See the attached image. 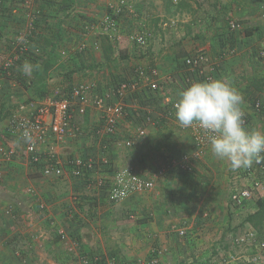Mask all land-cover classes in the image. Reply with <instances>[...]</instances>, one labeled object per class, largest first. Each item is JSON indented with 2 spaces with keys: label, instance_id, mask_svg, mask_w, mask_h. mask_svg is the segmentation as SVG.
<instances>
[{
  "label": "crops",
  "instance_id": "crops-1",
  "mask_svg": "<svg viewBox=\"0 0 264 264\" xmlns=\"http://www.w3.org/2000/svg\"><path fill=\"white\" fill-rule=\"evenodd\" d=\"M137 2L132 1L130 4L136 6ZM113 3L117 2L34 0L35 7L43 9L47 17L39 25L43 41L35 42L29 51L32 52L37 47L41 51L28 54L12 75L11 71L2 70L3 62L7 53L16 47L15 35L25 26L26 11L23 8H13L11 14L2 16L0 150L16 151L1 166L2 264H81L80 251L70 250L69 238L63 239L58 235L49 223L50 217L65 228L69 236L79 238L81 252L114 256L118 264L147 259L152 256L154 249L163 251L159 264H188L194 258L205 261V264L212 261L213 244L203 245V241H190L189 229L186 237L179 236L178 230L187 219L194 223H189L194 228H197V224L203 227L202 234H206V240L214 233L223 235L228 228L235 233L241 229L232 213L235 210L230 208L231 195L234 191L250 186V169L253 166L233 171L228 163L212 155L209 146L201 159L194 162L195 169L192 173L182 172L175 167L168 168L163 175H159L158 171L169 163V159H180L184 153L193 150L189 129L180 126L176 116L173 117L175 111L170 115L167 113L172 108L169 101L178 100L182 88L191 85L187 79L190 78L192 83L199 81L195 72L183 64L184 58L196 50H203L213 61H218L216 79L227 78L243 94L244 103L241 107L250 119L245 127L249 131L264 132V117L256 113L252 104L254 95L258 93L264 96V89L260 88L264 81V57L258 55L259 50L264 47V0H222L217 8L209 11V18H203L199 30L190 33L191 36L184 34L181 41L155 36L153 40H149L147 47H141L133 41H124L126 32L122 29L129 16L133 17L130 11H125L120 17L121 38L115 42L92 27L91 22L111 11L110 5ZM63 5L71 13L69 17H64ZM63 18L66 22L62 26L65 35L59 42L60 59L50 65L45 80L37 87L36 84H31L36 71L32 77H27L20 68L25 61L42 67L46 60H38V56L50 49L47 40H51L52 31L59 27V20ZM230 19L241 21L245 28L229 33ZM80 41L87 42L83 51L77 48ZM106 45L113 47L110 58H106ZM229 45L235 47L236 52L224 55V49ZM142 65L159 70L160 89L152 91L142 83L137 92L129 94L125 100L129 114L122 119L120 125L127 129L134 122L138 124L147 112L158 117L159 123L149 126L153 137L148 147L138 145L135 146L134 153L129 151L126 154L120 148L117 151L113 142L108 143V146L111 145L110 155L115 168L124 164L134 167L138 174L146 178L156 176L152 191L135 193L122 202L113 203L108 198L107 187L93 184L90 181L93 177L88 180L74 178L68 168L63 178L45 175V164H31L18 137L19 141L9 140L15 137L8 129L11 114L21 112L29 102H39L44 97L37 95L40 88L45 86L47 92L52 94L58 89H69L78 82L87 81L95 83L98 92H104L121 79L135 78L137 67ZM31 95L35 98L28 99ZM75 118L88 132L102 122L100 111L93 105L83 107L76 104ZM160 119L164 122H160ZM91 134L68 137L61 145L64 159L74 156L97 157L101 146L107 142L105 138L93 136V132ZM108 168L93 174L103 176L109 183L114 170ZM30 189L33 193L29 192ZM40 201L45 203L47 211L41 208ZM204 208L210 209L212 222L207 221L210 218L202 219ZM10 209L11 214L7 212ZM71 210L76 211L75 219ZM261 229L264 237V223ZM210 230L211 233L208 232Z\"/></svg>",
  "mask_w": 264,
  "mask_h": 264
},
{
  "label": "built area",
  "instance_id": "built-area-1",
  "mask_svg": "<svg viewBox=\"0 0 264 264\" xmlns=\"http://www.w3.org/2000/svg\"><path fill=\"white\" fill-rule=\"evenodd\" d=\"M23 8L25 9V26L20 28L15 35V49L7 53L4 59L3 68L9 69L15 65L22 57H25L29 49L35 44L36 38L42 34L39 29L40 21L44 18L39 8L35 7L34 0H0V23L2 16L8 11ZM111 11L107 12L96 21H92V27L99 30L100 33L108 35L115 42L119 38L120 17L124 11L133 12V6L126 0H119L117 3L110 5ZM245 28L239 20L230 19L228 23L229 33L242 31ZM133 42L141 47H147L149 43L148 31L140 28L132 36ZM87 47L86 41H80L78 50L83 51ZM34 49V48H33ZM35 52L41 51L39 47L34 49ZM235 47L229 45L224 49V55L235 54ZM259 57H264V47L258 52ZM218 61H213L209 54L203 50H196L186 56L183 64L191 68L199 81L216 79ZM136 77L133 79H121L113 84V86L104 92H98L97 86L92 82H78L67 90L58 89L53 93L44 96L39 102H29L21 112H14L9 118L8 129L12 135L18 137L23 143L24 153L31 164H45V175L63 178L67 173V168L71 171V175L77 179L88 180L98 186H106L108 189V198L113 203L126 200L135 193L150 192L155 187V178H146L137 173L132 166H120L113 168L112 179L108 183L103 176H95L93 173H99L111 166L112 158L109 154V146L103 145L98 156H74L65 160L61 155V145L70 137L93 136L118 138V131L121 129V121L128 116V107L126 98L129 94L137 92L142 83H145L152 91L160 89V72L156 67L142 65L136 69ZM187 82L192 84L190 78ZM190 86V85H189ZM188 87V86H187ZM177 101V100H176ZM171 103V110L167 115L173 114L175 111V102ZM79 104L83 107L93 105L100 111L102 122L94 129L83 127L75 118V105ZM253 108L256 113L264 117V96L262 94L254 95ZM244 111V110H243ZM245 113V111H244ZM250 119L245 113L244 126L249 124ZM159 120L152 114L146 113L144 119L136 124L135 134L126 138L122 143L126 148H132L136 141L147 136L148 128L151 125H158ZM190 131L193 143V150L190 153H184L180 159H169V163L158 171L159 175L170 168H178L182 172L192 173L194 171V162L199 161L209 147L207 136L198 124L187 127ZM25 130L30 132L31 142H27L23 138ZM92 135V134H91ZM14 150H0V179L3 176L1 166L9 161L15 155ZM251 184L243 187L231 195L234 203H244L256 196H264V161L259 164L254 163L250 169ZM30 193L33 191L30 189ZM40 206L46 210L45 203L40 201ZM12 209L7 212L11 214ZM75 212L71 210L72 217L75 219ZM74 215V216H73ZM152 216V214H150ZM49 223L54 227L58 235L63 239L70 241L72 252H79L81 264H118L117 258L108 255H89L81 252V242L78 237L69 236L65 228L58 225L55 219L49 218ZM179 236L184 237L187 234L185 223L178 230ZM235 244L240 247L255 246V248L264 252V237L260 230L249 225L243 234L239 235ZM248 251V249H247ZM254 251V249H252ZM163 251L154 249L152 256L147 259H140L127 264H159L160 255ZM19 255L21 253L19 252ZM22 258L25 257L22 256ZM249 264H258L260 257L258 254H252L247 257ZM236 259L230 255L222 261L214 264H234ZM1 264V263H0ZM38 264V263H34ZM188 264H200L191 261Z\"/></svg>",
  "mask_w": 264,
  "mask_h": 264
},
{
  "label": "rangeland",
  "instance_id": "rangeland-1",
  "mask_svg": "<svg viewBox=\"0 0 264 264\" xmlns=\"http://www.w3.org/2000/svg\"><path fill=\"white\" fill-rule=\"evenodd\" d=\"M116 2H119V0H115ZM127 1V0H126ZM132 1H138L136 6H133V12H130L133 17L129 16V20L124 22L126 26L122 29L124 32H126V35L124 36V41H133L132 36L135 32H137L140 28H144L148 31L149 34V40H153L154 37L159 38L160 36L163 39H167L168 37L171 39H176V41H181V38L185 37L184 34H187L191 36L195 31L199 30L200 22L203 20V18H209L208 14L209 11H213L215 8L219 6L220 1L222 0H131L129 4ZM184 1L186 5L183 9H180L179 3H182ZM143 2V3H142ZM132 4V3H131ZM125 13V11H124ZM103 16V15H101ZM191 16V17H190ZM127 17V16H126ZM124 17V18H126ZM190 17V19H189ZM123 18V20H124ZM189 26V27H188ZM194 26V27H193ZM1 29V28H0ZM192 32V34H190ZM119 35H121V32L119 31ZM166 33V35H165ZM134 43V42H133ZM135 45V44H134ZM184 88H182L183 90ZM154 116L153 113H150ZM175 114H173V117ZM156 117V116H154ZM158 117H156L157 119ZM141 122V121H140ZM160 122H164L163 119H160ZM136 122L128 125L127 129L121 128L118 131L117 137L118 138H107L104 145H108V143L115 144V149L117 150L120 148L127 154L129 151L135 152V146L142 145V148L148 147L149 141L153 137L151 134V131L148 128L147 136L143 139H140L139 141H136L135 145L132 148H126L123 145V141L126 138H129L131 136H134L135 134V127ZM162 125V124H161ZM160 125V126H161ZM175 133V130L172 131ZM11 141H19L18 138L13 137L9 138ZM103 146V145H102ZM101 146V147H102ZM109 149V154H111V145ZM114 150V148H113ZM118 151V150H117ZM129 155V154H128ZM127 155V156H128ZM131 156V155H129ZM111 157V156H110ZM112 158V157H111ZM114 161L111 163V167L108 168L109 170H113L116 166L113 164ZM117 165V164H116ZM121 166H124L121 165ZM128 166V165H127ZM107 170V171H109ZM112 174V173H111ZM111 174L109 176H111ZM148 193V192H145ZM232 204V202H231ZM233 205V204H232ZM231 209H234L232 211L235 221H238V228H241L240 230H236L235 232H232V230L224 231L223 235L214 233L206 240V234L203 235L204 232L203 227L199 226L197 224V228H194L192 221L185 220L182 222V224L185 223V226L187 229H189L191 232L189 234V240L194 242H199L205 245V244H213L211 249L214 250L213 256L210 258L212 261H208L207 264L217 263L222 261L225 257L233 256V258L236 259V263L234 264H249L247 257H250L252 254H258L260 257V260L258 264H264V252L260 251L259 249L255 248V246H249V247H240L235 244L236 238L243 234L244 231L249 227V224H244V218L247 216L248 212L252 211L251 207L242 208L237 210L236 206H231ZM205 210L202 211V219L210 218L207 220L208 222H212V215L211 211L208 208H204ZM134 213V212H131ZM206 213V215L204 214ZM205 215V216H203ZM201 216V215H200ZM196 221V220H195ZM193 224L192 226L189 224ZM196 224V222H195ZM234 224H237L235 222ZM244 224V226H243ZM189 227V228H188ZM262 229L260 232L262 233ZM212 232V230L208 231ZM186 234V236L188 235ZM184 236V237H186ZM181 237V236H180ZM181 239V238H180ZM183 239V238H182ZM182 241V240H179ZM187 241V240H186ZM184 241V242H186ZM248 249V251H247ZM254 249V251H252ZM191 259V258H190ZM194 261H198L201 264H205V261L197 260L194 258ZM188 260H186V263ZM213 263V264H214ZM2 264V263H1ZM126 264V263H125Z\"/></svg>",
  "mask_w": 264,
  "mask_h": 264
},
{
  "label": "clouds",
  "instance_id": "clouds-1",
  "mask_svg": "<svg viewBox=\"0 0 264 264\" xmlns=\"http://www.w3.org/2000/svg\"><path fill=\"white\" fill-rule=\"evenodd\" d=\"M39 69V64L29 61L20 68L27 77ZM243 103V94L227 78L198 81L179 93L175 116L181 127L198 124L207 136L212 155L228 163L231 170L248 169L264 161V132L249 131L244 126ZM23 138L31 142L28 130Z\"/></svg>",
  "mask_w": 264,
  "mask_h": 264
},
{
  "label": "trees",
  "instance_id": "trees-1",
  "mask_svg": "<svg viewBox=\"0 0 264 264\" xmlns=\"http://www.w3.org/2000/svg\"><path fill=\"white\" fill-rule=\"evenodd\" d=\"M56 2L59 3L58 1H56ZM185 5H186V3L184 1H182V3H179L178 7L180 9H183ZM39 9L42 12L43 17L46 18L47 14L43 11V9H41V8H39ZM63 11L65 12L64 17L70 16L71 13H68V7H64V5H63ZM11 13H12L11 11H8V13H5V14H11ZM83 18L85 19V16H83ZM59 22H60L58 25L59 27H57L56 29H54V31H52L53 33L51 34V40H49L48 38H47L48 40L46 39L48 42L47 45L48 44L50 45V49L48 51H45V52L43 51L42 52L43 54L38 56V60L41 59L43 62H44V60H46V62L42 64V67L40 66L39 71H36L35 78L32 79V81H31V84H36L37 87H38L39 83H42L45 80V75H46L50 65L56 63L57 60L60 59V55L58 52V49L60 46L59 42H60V40H62L63 36L65 35V30L62 28V26L66 22V19L63 18L62 20H59ZM43 37L44 36L42 33L40 36H38L36 38L35 42L43 41ZM119 38H121L120 35H119ZM108 44H110V43H108ZM104 49H105V53H106V58H110L109 54L113 53V47L111 45H106V47ZM32 52H35V51H32ZM32 52L28 51V53L26 54L25 57H22V59H20L18 62H16L15 65L12 66L11 68H9L8 70L3 69V68H2V70L3 71L4 70L5 71H11L10 75H12L14 72V69L23 62V59H25L28 56V54H31ZM263 84H264V81L262 84H260V85H262V86H260V88H262V89H264ZM39 90L40 91L37 94L39 96H43V95L46 96L49 94L47 92V89L45 86L40 88ZM9 98H10V95H9ZM33 98H35L34 95H31V96H29L28 99H33ZM231 202H233V201L231 200ZM232 204L234 206H236L237 210L242 209V208L251 207L252 211H250L248 213L246 219L244 220V224L249 223L253 227L261 230L263 223H264V197L257 196L255 198H253L252 200L246 201V202L241 203V204H239V203H232ZM233 205H230V208H232L231 206H233Z\"/></svg>",
  "mask_w": 264,
  "mask_h": 264
}]
</instances>
